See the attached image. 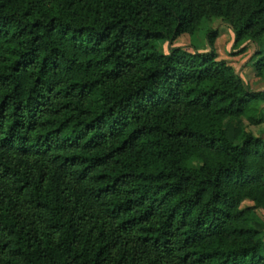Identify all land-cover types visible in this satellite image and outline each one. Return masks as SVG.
<instances>
[{"label": "trees", "instance_id": "16d2710c", "mask_svg": "<svg viewBox=\"0 0 264 264\" xmlns=\"http://www.w3.org/2000/svg\"><path fill=\"white\" fill-rule=\"evenodd\" d=\"M213 18L264 36V0H0V264H264V90L174 45Z\"/></svg>", "mask_w": 264, "mask_h": 264}, {"label": "rangeland", "instance_id": "374dc122", "mask_svg": "<svg viewBox=\"0 0 264 264\" xmlns=\"http://www.w3.org/2000/svg\"><path fill=\"white\" fill-rule=\"evenodd\" d=\"M209 29H217L219 31V37L216 41V48L219 55V59H225L229 61L235 68L238 75H240L246 83L253 90H264V79L257 76L254 69V63L257 59V54L264 52V36L258 41H248L246 44L247 49L243 53L237 54L239 47L234 46V31L232 27L226 23L222 18H213L204 20L199 30L192 36L190 34H184L176 40L174 45L187 46L188 48H196L198 50H207L208 42L206 33ZM172 44L164 43L160 44V50L166 52L170 49ZM237 56L236 58H231ZM261 109L263 113V121L258 126H248V129L255 133L264 134V102L261 103ZM252 202L245 201L244 206L251 205ZM258 214L264 219V209H258Z\"/></svg>", "mask_w": 264, "mask_h": 264}, {"label": "crops", "instance_id": "0c3cea01", "mask_svg": "<svg viewBox=\"0 0 264 264\" xmlns=\"http://www.w3.org/2000/svg\"><path fill=\"white\" fill-rule=\"evenodd\" d=\"M177 40H178V39H177ZM175 42H176V40H175ZM175 42H174V43H175ZM240 55H242V54H240ZM236 57H237V56H233V57H231V58H236Z\"/></svg>", "mask_w": 264, "mask_h": 264}]
</instances>
